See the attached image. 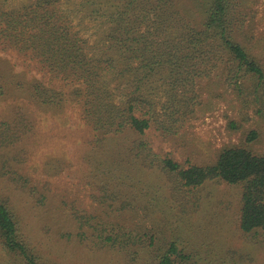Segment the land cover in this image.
<instances>
[{"label": "rangeland", "instance_id": "1", "mask_svg": "<svg viewBox=\"0 0 264 264\" xmlns=\"http://www.w3.org/2000/svg\"><path fill=\"white\" fill-rule=\"evenodd\" d=\"M36 1L9 3L18 8ZM236 1V39L264 68V0ZM60 2L89 46L109 49L105 27L88 19L86 3ZM174 3L192 26L202 28L206 0ZM216 54L202 62L188 59L183 72L178 71L187 80L178 90L180 112L173 119L165 113L160 117L172 128L165 137L151 134L157 152L170 154L186 166L213 165L231 147H245L264 156V81L261 84L252 75L235 77L233 63ZM15 59L19 62L15 56L11 64L0 62L7 67ZM134 66L142 68L140 61ZM143 73L141 69L133 78L127 77L129 90L137 88ZM164 77L156 73L135 95L145 96L156 111L168 115L174 106L166 105L171 99ZM119 78L113 80L114 86ZM129 90H121L118 97H125ZM41 113L44 117L34 121L35 129L29 134L19 119L11 123L6 132H22L15 145L3 146L7 137L0 130V201L17 210L31 247L45 264H149L152 250L166 251L171 242L190 257L181 264H264V230L245 233L240 227V186L209 180L196 189H179L174 178L143 165L137 180H90L93 168L84 159L89 154L90 133L79 116L70 110L56 118ZM0 118L1 122L13 120L4 106ZM253 132L257 137L250 142ZM96 228H116L114 235L123 241L133 238L132 245L125 247L130 251L97 245L92 234ZM0 264L25 262L0 243Z\"/></svg>", "mask_w": 264, "mask_h": 264}, {"label": "trees", "instance_id": "2", "mask_svg": "<svg viewBox=\"0 0 264 264\" xmlns=\"http://www.w3.org/2000/svg\"><path fill=\"white\" fill-rule=\"evenodd\" d=\"M112 2L82 0L88 5V19L105 27L109 49L98 51L75 30L60 0H37L18 8L0 0V61L11 64L13 56L19 61L7 67L0 62V108H8L13 116L11 121L0 118V130L10 131L11 123L19 119L29 134L35 129L34 121L44 117L41 112L56 118L70 110L90 133L89 154L84 158L93 168L90 180H137L142 165L168 174L179 189L222 180L242 188L241 229L245 233L264 230V156L231 147L213 165L186 166L170 154L157 152L151 140L153 132L165 137L172 129L160 119L163 113L173 119L180 112L178 90L187 80L178 71L183 72L188 59L202 62L219 52L216 58L227 56L233 63L235 77L252 75L259 83L264 81L260 60L236 39L237 1L206 0L201 29L185 19L174 0ZM108 51L114 54L107 55ZM138 61L142 68H134ZM14 66L22 71L16 72ZM141 69L144 76L134 91L129 90L127 77L133 78ZM156 73L165 76L169 86L171 100L166 105L174 109L168 115L156 111L145 96L135 95ZM126 88L129 92L119 98L118 92ZM18 132L19 138L16 132H6L3 146L15 145L22 134ZM256 137L253 132L248 140ZM116 231L96 228L92 234L97 245L130 251L125 247L132 245L133 238L123 241L114 235ZM0 243L25 264L46 263L31 247L17 210L5 200L0 201ZM163 251L152 250L149 264H181L190 258L176 242Z\"/></svg>", "mask_w": 264, "mask_h": 264}]
</instances>
